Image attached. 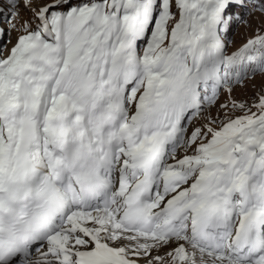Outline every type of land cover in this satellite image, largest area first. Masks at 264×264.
I'll return each instance as SVG.
<instances>
[{
	"label": "snow or ice",
	"instance_id": "1",
	"mask_svg": "<svg viewBox=\"0 0 264 264\" xmlns=\"http://www.w3.org/2000/svg\"><path fill=\"white\" fill-rule=\"evenodd\" d=\"M0 264H264V0H0Z\"/></svg>",
	"mask_w": 264,
	"mask_h": 264
},
{
	"label": "rangeland",
	"instance_id": "2",
	"mask_svg": "<svg viewBox=\"0 0 264 264\" xmlns=\"http://www.w3.org/2000/svg\"><path fill=\"white\" fill-rule=\"evenodd\" d=\"M257 23L256 19L253 18V25L255 26V24ZM6 27V26H5ZM249 35V31L241 26L235 33H234V36H233V39L235 41V45L236 46H239L245 39L246 37ZM15 38V34L13 33V39ZM261 80L262 78L261 77H257L256 80L254 81V83L259 86L260 83H261ZM252 92V84L250 83L248 88L245 89V90H237L235 95L238 97V98H241L243 96H246V95H250Z\"/></svg>",
	"mask_w": 264,
	"mask_h": 264
}]
</instances>
